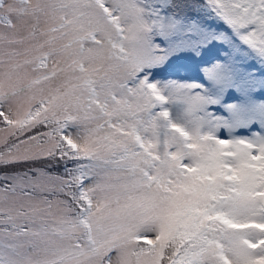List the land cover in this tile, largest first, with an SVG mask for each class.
<instances>
[{"label": "snow or ice", "instance_id": "obj_1", "mask_svg": "<svg viewBox=\"0 0 264 264\" xmlns=\"http://www.w3.org/2000/svg\"><path fill=\"white\" fill-rule=\"evenodd\" d=\"M0 264H264V0H0Z\"/></svg>", "mask_w": 264, "mask_h": 264}, {"label": "rangeland", "instance_id": "obj_2", "mask_svg": "<svg viewBox=\"0 0 264 264\" xmlns=\"http://www.w3.org/2000/svg\"><path fill=\"white\" fill-rule=\"evenodd\" d=\"M207 58H208V57H205V59H207ZM179 63H180V64H183V65H186L187 68H188V71H187V72H184V71H181V72H180V75H181V76H183V75H189V76H194V75H196L194 65L188 64V62H186V61H180ZM37 166H38V167H44V165H43V164H40L39 162L37 163Z\"/></svg>", "mask_w": 264, "mask_h": 264}]
</instances>
